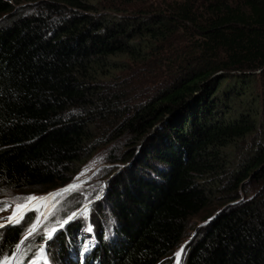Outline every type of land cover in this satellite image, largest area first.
Listing matches in <instances>:
<instances>
[{"label": "trees", "instance_id": "obj_1", "mask_svg": "<svg viewBox=\"0 0 264 264\" xmlns=\"http://www.w3.org/2000/svg\"><path fill=\"white\" fill-rule=\"evenodd\" d=\"M104 139L134 167L47 264H166L217 203L183 263L264 264V0H0V202L67 187ZM60 212L33 243L32 212L0 230V264Z\"/></svg>", "mask_w": 264, "mask_h": 264}, {"label": "rangeland", "instance_id": "obj_2", "mask_svg": "<svg viewBox=\"0 0 264 264\" xmlns=\"http://www.w3.org/2000/svg\"><path fill=\"white\" fill-rule=\"evenodd\" d=\"M22 6L26 7L28 5L26 3H23ZM101 145L102 148L100 145H96L95 149L89 153L87 158L82 163H80L78 168L75 166L76 169L73 175L70 176L72 182L67 187L62 188L60 190L52 191L49 194L43 196H39V195L32 196L31 193H24V194H18V196L16 197L7 198L5 199L6 200L5 204L11 206L8 207L6 210L0 212V218H4L12 215L13 208L15 207L16 203H28V209H32V210L31 211L23 210V211H26L27 214L28 213L30 214L31 212L34 214L35 219L33 221L34 223L33 226H35L36 230L40 228L39 232L36 235L41 234L42 236L45 230V228L42 229V227L44 226L47 227V222L49 221L52 212L54 214L57 211L61 210L62 212L56 215V217L58 216V218H60L62 215L68 217L72 213V211L71 212L69 211V208H71L70 205L76 206L79 204H82L83 207L85 206V204H87V208L88 210H90L91 209L90 207L95 206L99 202V199L103 198L105 189L108 188L109 183L110 182L112 183V181L115 180L117 177L119 178L123 176V174H125L127 171L132 170L136 160V158H133L131 162L126 164L115 163L114 161H112L113 160L112 156L118 157L117 154H120L123 151V146H120L118 143L117 144L109 143L108 140L105 139L101 142ZM241 149L242 147L238 149H233L231 152L233 151L238 152ZM141 150L137 152V156H140ZM73 185H75V187H72ZM261 187L262 186L256 187L254 189L252 188L253 193L257 194L258 192H261ZM65 189H67V191H65ZM247 189L250 190L249 188ZM243 190H241L242 192L241 200L245 199V196L243 195ZM98 194L100 195V198L92 200ZM8 195L10 194H7L6 196ZM30 196L36 197V199L31 202L25 201L24 198ZM90 201L93 203V205L92 204L89 205L91 203ZM222 205L223 204H218V203L214 204L208 207L207 209H205L201 214L190 219L189 222L190 231L188 232L189 237L187 236L184 243L182 244V246L184 247V252L179 257V264H184L183 256L184 255L186 256L187 251L192 247V245H194L195 242L194 240L195 238H197V236L200 235V229L204 225H206V221H208V217H210L213 214L215 215L219 214L221 210H224L228 206L225 205L224 207H222ZM98 208L99 206L91 212L87 211V214L84 215V218L82 220L83 222H85L84 224L85 237L88 240H91V243H93L94 241L93 239L90 238L91 235L89 234V228L92 227V229L94 230V227L90 223L92 222V216L97 215ZM65 211H67L68 213L62 214ZM77 213L78 215L76 217H73V219L69 221L67 224H65L63 227L72 223L80 215V211ZM9 225L10 224H7L5 228H7ZM60 230L61 229H59V231ZM47 231L48 228H46V232ZM32 235L26 236V240H31L33 238ZM35 239L36 238H33L31 243H33ZM26 240L24 241V244L29 242ZM48 242H50V240ZM181 247L175 253L173 251L168 256L166 264H170L169 258H173L174 264H177V258L175 254L180 251Z\"/></svg>", "mask_w": 264, "mask_h": 264}, {"label": "snow or ice", "instance_id": "obj_3", "mask_svg": "<svg viewBox=\"0 0 264 264\" xmlns=\"http://www.w3.org/2000/svg\"><path fill=\"white\" fill-rule=\"evenodd\" d=\"M72 187H75V185H73ZM65 191H67V189H65ZM99 198H100V195L98 194L95 197V199H99ZM17 199H19V198H17ZM24 199L27 202H31V201L35 200L36 197L30 196V197H26ZM10 206L11 205L4 204V203L0 202V212L6 210ZM23 210L31 211L32 209H28V203H16L15 207L13 208L12 215H10L8 217L0 218V229L5 228L7 226V224H13V225L20 224V222L25 219V216L27 214V212L23 211ZM79 211H80L81 215H86L87 211H88L87 204H85V206L82 209H80ZM77 215H78L77 212H73V213H71V215H69L68 217H66L62 221L57 220L53 223L51 228L47 231L46 235L44 236V243L38 246L39 252L33 253V258L29 260V264H36L37 260H43L44 264H47V256L45 253V246L48 244V241L52 240L54 234L57 233L59 231V229L63 228V226L65 224H67L69 221H71L73 219V217H76ZM35 231H36L35 226L30 227L28 229V232L26 235L30 236L33 233H35ZM21 243H23V241ZM19 247H20V245L18 244L17 250H19ZM85 251H87V246H85ZM183 252H184V247L182 246L180 251L175 254V256L177 258V264H179V257ZM2 259L4 261H7L8 257H3Z\"/></svg>", "mask_w": 264, "mask_h": 264}, {"label": "bare ground", "instance_id": "obj_4", "mask_svg": "<svg viewBox=\"0 0 264 264\" xmlns=\"http://www.w3.org/2000/svg\"><path fill=\"white\" fill-rule=\"evenodd\" d=\"M149 137H147L145 140H143L142 142H141V145L143 146V145H145V143L147 142V139H148Z\"/></svg>", "mask_w": 264, "mask_h": 264}]
</instances>
